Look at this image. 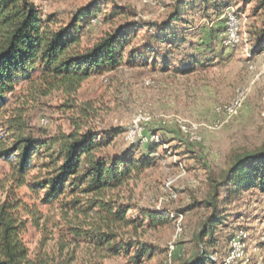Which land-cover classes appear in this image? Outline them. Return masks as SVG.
Wrapping results in <instances>:
<instances>
[{"label": "rangeland", "instance_id": "374dc122", "mask_svg": "<svg viewBox=\"0 0 264 264\" xmlns=\"http://www.w3.org/2000/svg\"><path fill=\"white\" fill-rule=\"evenodd\" d=\"M35 1L43 17L55 16L64 24L92 2ZM101 1L103 13L86 24L79 43L82 49L93 46L124 20L123 15L106 19L113 6L109 0ZM115 1L135 9L137 16L132 20L140 26L159 23L153 28L138 27L136 37L126 46L125 64L92 75L75 89L22 81L10 96L8 113L24 111L27 132L34 135L48 136L60 129L68 132L76 125L105 134L117 129L120 132L106 152L123 157L131 154L135 159L149 156L150 165L136 171L134 178L110 196L132 204L129 218L145 220L142 225L136 222L120 229L118 239L138 240L154 248V255L137 261L133 253L137 247L132 252L116 251L97 239L72 235V226L88 230L98 221L93 214L87 216L58 201L42 203L43 192L30 185L39 167L20 184L13 162L0 158V204H20L22 217L27 219L23 237L33 261L187 264L197 252L195 236L212 210L206 203L214 192L209 177L220 181L236 155L264 146V42L258 40L262 14L254 11L255 3L242 0H209V5L183 0L178 10L184 22L176 21L172 30H164L161 25L174 17L180 0ZM213 3L220 6L212 7ZM229 8L240 13L242 40L237 47L223 43ZM146 32L162 33L168 42L176 34L180 47L154 43ZM146 45L156 46L149 51L150 58H130L131 48L140 50ZM242 89L247 90L245 103L237 115L229 116L225 106ZM42 118H48L49 124L42 125ZM3 129L0 147L11 143ZM224 195L222 188L221 200ZM142 209L172 219L149 226ZM220 209L226 220L217 228L209 250L214 264H264V195L246 191L232 204L224 207L220 203ZM241 230L246 235L239 238Z\"/></svg>", "mask_w": 264, "mask_h": 264}, {"label": "trees", "instance_id": "16d2710c", "mask_svg": "<svg viewBox=\"0 0 264 264\" xmlns=\"http://www.w3.org/2000/svg\"><path fill=\"white\" fill-rule=\"evenodd\" d=\"M182 1L177 2L174 17L161 25L164 30H172L176 21L184 22L178 10ZM242 1L255 3L254 11L261 12L263 22L258 40L264 42V0ZM101 2L92 0L64 24L55 16L43 17L35 0H0V127L11 140L9 145L0 147V158L13 162L20 184L26 183L27 174L40 168L30 185L34 191L43 192L42 203L58 201L87 216H95L98 222L88 230L72 226V235L97 239L114 246L116 251L132 252L137 247L133 253L139 261L142 256L151 258L155 249L138 240H120L118 236L120 229L136 222L142 225L145 220L129 218L132 204L121 202L110 193L126 185L135 177L136 171L150 165L149 156L135 159L131 154L123 157L106 152L120 132L117 129L105 134L91 127L82 130L81 125H76L68 132L60 129L48 136L34 135L27 132L24 111L8 113L10 96L22 81L33 83L37 80L49 88L67 86L75 89L92 75L112 72L123 66L126 46L136 37L138 27L159 26L158 22L136 24L132 20L137 16L135 9L118 6L115 0H109L113 8L106 12L105 18L123 15V22L116 24L113 31L93 46L82 49L79 43L84 28L98 13H103ZM208 2L202 0V4L209 5ZM211 5L220 6L217 3ZM145 36H150L152 42L180 47L176 34L170 42L162 33L146 32ZM154 48L156 46L151 45L140 50L131 48L129 56L132 60L150 58L149 51ZM209 180L214 192L206 203L212 210L195 236L197 252L187 264H214L209 250L217 228L226 220L220 203L224 207L232 204L250 190L264 195V146L236 155L220 181L213 175ZM222 188L225 195L221 200ZM19 206L16 201L0 204V264H53L29 258V248L23 237L27 219L22 217ZM141 211L149 219V226L166 224L172 219L169 215Z\"/></svg>", "mask_w": 264, "mask_h": 264}, {"label": "built area", "instance_id": "2783aa9c", "mask_svg": "<svg viewBox=\"0 0 264 264\" xmlns=\"http://www.w3.org/2000/svg\"><path fill=\"white\" fill-rule=\"evenodd\" d=\"M239 12L235 10L234 8H229V11L226 16V30L223 38V43L228 47H237V45L241 42V20L239 17ZM246 94L247 90L242 89L239 90L236 97L233 98V100L225 106V111L229 116H235L239 113L242 106L245 103L246 100ZM42 125H48L49 120L48 118H42L41 119ZM182 128L187 131L188 127L185 125H182ZM245 232L241 230L239 234V238L242 236H245ZM241 242L235 241L234 244H240ZM241 245V244H240Z\"/></svg>", "mask_w": 264, "mask_h": 264}]
</instances>
